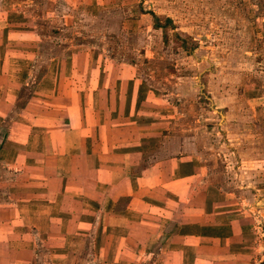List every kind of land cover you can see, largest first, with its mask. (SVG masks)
Segmentation results:
<instances>
[{"label": "crops", "instance_id": "obj_1", "mask_svg": "<svg viewBox=\"0 0 264 264\" xmlns=\"http://www.w3.org/2000/svg\"><path fill=\"white\" fill-rule=\"evenodd\" d=\"M237 6L257 48L178 89L141 1L0 0V264H264V0Z\"/></svg>", "mask_w": 264, "mask_h": 264}, {"label": "rangeland", "instance_id": "obj_2", "mask_svg": "<svg viewBox=\"0 0 264 264\" xmlns=\"http://www.w3.org/2000/svg\"><path fill=\"white\" fill-rule=\"evenodd\" d=\"M137 1H141L142 5L148 10L151 8L150 13L154 12L158 15V25L164 28V47L166 46L169 49L167 50L165 47L166 51H169V58L159 60L160 62H152L151 67L153 66L159 73L160 71L165 73V76L169 72L166 78H170L173 83L178 85V89L186 86V84L193 83L194 85L196 79L199 84L202 80L201 84L205 85L206 76L215 66V57L219 55L231 57L233 55L232 51L242 53L241 49L244 51L257 48L250 28L246 26L245 22L241 23L242 26H234L231 23L232 20L245 17L246 10H243V17H240L242 8L239 9L237 5H244L249 0ZM235 32H240V34ZM258 46L259 50L264 48L263 44ZM239 60L246 63L249 59L240 57ZM200 61L203 63L199 67L198 63ZM213 70L212 72H214ZM180 77L184 80H180ZM178 89L174 92L177 97H181L183 92H179ZM202 91L208 93L205 88ZM189 96L192 97V95ZM203 97L199 100L205 109L202 113L212 115L210 102L208 103V100L206 101ZM214 107L216 108L218 105ZM219 109L217 117L215 115L216 119L222 115V108ZM195 113L196 109L190 108L188 115L194 116ZM188 121H192V119L189 118ZM222 143L223 147L229 148L226 138L223 139ZM238 175L240 176V172L236 170L235 179Z\"/></svg>", "mask_w": 264, "mask_h": 264}, {"label": "trees", "instance_id": "obj_3", "mask_svg": "<svg viewBox=\"0 0 264 264\" xmlns=\"http://www.w3.org/2000/svg\"><path fill=\"white\" fill-rule=\"evenodd\" d=\"M155 26H156V28H159V27H161V26H159V25H158V20H157V19H156Z\"/></svg>", "mask_w": 264, "mask_h": 264}]
</instances>
